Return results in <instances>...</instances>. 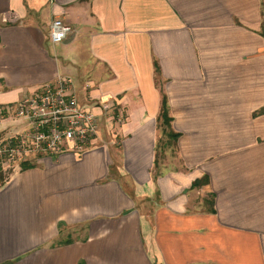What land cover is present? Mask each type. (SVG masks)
<instances>
[{
    "label": "crops",
    "instance_id": "0c3cea01",
    "mask_svg": "<svg viewBox=\"0 0 264 264\" xmlns=\"http://www.w3.org/2000/svg\"><path fill=\"white\" fill-rule=\"evenodd\" d=\"M66 75L125 120L0 166V264H264V0H0V109Z\"/></svg>",
    "mask_w": 264,
    "mask_h": 264
},
{
    "label": "built area",
    "instance_id": "2783aa9c",
    "mask_svg": "<svg viewBox=\"0 0 264 264\" xmlns=\"http://www.w3.org/2000/svg\"><path fill=\"white\" fill-rule=\"evenodd\" d=\"M73 31L61 17L52 21L50 40L62 43ZM85 101H93L89 94ZM81 98L79 88L72 76H58L45 82L36 91L20 99L8 109H0V121L17 120L22 129L0 136V166L7 167L30 163L32 157H58L65 151L83 154L93 144L101 130L102 119L123 123L125 114L114 110L106 100L91 108ZM95 102V101H93Z\"/></svg>",
    "mask_w": 264,
    "mask_h": 264
},
{
    "label": "rangeland",
    "instance_id": "374dc122",
    "mask_svg": "<svg viewBox=\"0 0 264 264\" xmlns=\"http://www.w3.org/2000/svg\"><path fill=\"white\" fill-rule=\"evenodd\" d=\"M85 62H87V60H84ZM91 63V62H90ZM84 67V65H83ZM91 68V67H90ZM93 78H95V76L93 75ZM107 131V130H106ZM117 127L116 125L113 126V129L110 128V131L108 130L107 132H105V139L111 141H114V145L116 147L120 146V136L118 135L117 132ZM171 133H173L172 129H171V123L169 125L165 124V122H162V138L160 141V148H159V159L162 158V154H164V152L168 149V150H172V152L175 150L174 149V138L171 136ZM109 135V136H108Z\"/></svg>",
    "mask_w": 264,
    "mask_h": 264
},
{
    "label": "trees",
    "instance_id": "16d2710c",
    "mask_svg": "<svg viewBox=\"0 0 264 264\" xmlns=\"http://www.w3.org/2000/svg\"><path fill=\"white\" fill-rule=\"evenodd\" d=\"M161 118L163 119V121L167 125H169L172 121V117L169 115V112H168L167 98L165 96L163 98ZM171 136L174 139H176L178 135L173 132V133H171ZM207 180H208L207 176H205L202 179H197L193 184H194V186H200V185L205 184L207 182Z\"/></svg>",
    "mask_w": 264,
    "mask_h": 264
}]
</instances>
